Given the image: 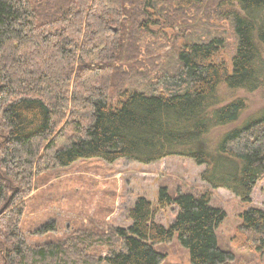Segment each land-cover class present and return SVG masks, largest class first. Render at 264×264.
Here are the masks:
<instances>
[{"label": "trees", "instance_id": "1", "mask_svg": "<svg viewBox=\"0 0 264 264\" xmlns=\"http://www.w3.org/2000/svg\"><path fill=\"white\" fill-rule=\"evenodd\" d=\"M215 16L236 34L229 63L217 61L222 36L206 31ZM172 42L163 65L168 52H156ZM221 86H264V0H0V264H166L157 246L176 236L190 264H234L211 192L162 187L156 205L138 198L131 225L109 233L80 228L32 245L22 226L37 177L82 159L189 158L212 189L250 202L264 179V116L244 122L245 99L225 104ZM170 205L165 227L156 212ZM239 232L264 253V209L246 210Z\"/></svg>", "mask_w": 264, "mask_h": 264}, {"label": "rangeland", "instance_id": "2", "mask_svg": "<svg viewBox=\"0 0 264 264\" xmlns=\"http://www.w3.org/2000/svg\"><path fill=\"white\" fill-rule=\"evenodd\" d=\"M190 13H195L194 9ZM215 17L212 21L215 26L210 25L206 31L211 37L222 36L223 44L217 61L229 63L236 50V34L230 19ZM203 28L208 29L206 26ZM175 29L169 33L170 36L179 32V28ZM154 30L159 32L160 26ZM188 34H191L189 29ZM172 46V49L167 47L156 52H168L167 57L164 54L163 65L175 56L174 42ZM218 98L225 104L236 98L245 99L247 108L241 116L244 122L264 116V86L255 92L232 91L221 86ZM239 126L242 122L231 125L228 131ZM216 130L223 133L222 129ZM205 168L181 156L166 157L148 165L128 159L112 164L102 159H82L69 167L51 169L37 177L35 189L26 203L22 226L32 245L63 240L72 230L80 228L109 233L131 225L129 210L138 198L145 197L156 205L162 187L167 188L173 197L179 189L197 194L211 192V205L226 213L217 229L220 246L233 250L237 258L234 264H264V253L256 254L244 246L245 238L239 232L242 214L246 210L264 209V179L257 184L251 201L243 202L229 190L212 189L204 182L201 174ZM174 209L176 207L170 205L158 210L156 221L165 227L170 226L175 219ZM52 224L54 230L49 228ZM157 249L166 254V264H190V251L177 236L171 244L159 245ZM100 254L105 255V249H101Z\"/></svg>", "mask_w": 264, "mask_h": 264}, {"label": "bare ground", "instance_id": "3", "mask_svg": "<svg viewBox=\"0 0 264 264\" xmlns=\"http://www.w3.org/2000/svg\"><path fill=\"white\" fill-rule=\"evenodd\" d=\"M34 1V0H33ZM197 2V1H196ZM151 25V24H150ZM147 28V27H146ZM145 32V31H144ZM148 33V32H147ZM142 34V33H141ZM165 42V41H164Z\"/></svg>", "mask_w": 264, "mask_h": 264}]
</instances>
